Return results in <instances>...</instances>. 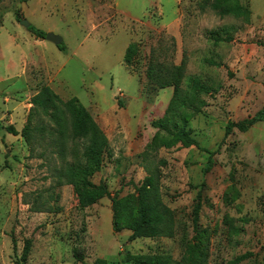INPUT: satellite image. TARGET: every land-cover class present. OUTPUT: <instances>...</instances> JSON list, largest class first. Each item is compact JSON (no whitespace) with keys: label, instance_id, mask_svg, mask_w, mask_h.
Masks as SVG:
<instances>
[{"label":"rangeland","instance_id":"374dc122","mask_svg":"<svg viewBox=\"0 0 264 264\" xmlns=\"http://www.w3.org/2000/svg\"><path fill=\"white\" fill-rule=\"evenodd\" d=\"M243 14L221 15L215 0H0V264H126L128 254H171L194 236L193 210L202 199L200 228L209 237L208 264H264V121L239 122L264 109V0H239ZM63 38L66 51L23 26ZM11 36H15V41ZM139 44L133 69L124 62ZM153 57L185 67L209 93L199 110L184 111L185 87L153 88ZM214 62V63H213ZM49 86L61 99L76 97L106 133L110 146L91 178L110 197L81 207L73 185L60 182L64 160L36 130L28 137L31 98ZM178 118L209 154L152 126ZM154 175L167 208L161 234L142 224L137 187ZM135 230L139 236L129 241ZM81 256L80 262L74 255ZM136 264V263H127Z\"/></svg>","mask_w":264,"mask_h":264},{"label":"trees","instance_id":"16d2710c","mask_svg":"<svg viewBox=\"0 0 264 264\" xmlns=\"http://www.w3.org/2000/svg\"><path fill=\"white\" fill-rule=\"evenodd\" d=\"M26 3L30 0H19ZM213 8L221 15H236L244 13L245 8L239 0H215ZM17 19L21 21L19 14ZM29 30L37 39H46L47 32L31 25ZM58 48L66 51L65 44ZM139 44L134 42L129 45L125 56V64L132 68L139 53ZM214 63V62H213ZM149 84L155 89L173 87L174 89L185 87L186 95L179 101V107L184 111L193 110L198 112L199 103L195 104L194 99L199 93H209L211 88L204 84L198 77H190L186 81L185 67L172 62H159L153 57L146 73ZM33 107L30 109L27 124L19 132L14 126L6 127V130L17 136L21 134L28 137L33 130L42 136L48 137L52 145L58 149L59 155L66 159L67 155L71 160L58 170L60 182L73 185L77 193L79 205L89 207L99 200L110 197L111 192L105 184H96L91 178L98 172L104 161V154L108 151L110 143L108 137L90 111L76 97L67 101L61 99L49 86H43L41 90L31 98ZM264 121V109L255 115L239 122H229L226 126L225 135L229 136L233 129L238 127L246 130L255 124ZM152 126L159 131H165L170 135L165 142L167 148L181 144L184 148L193 146L209 154L205 173H209L215 165V151H211L200 146L199 142L191 136L187 129V121L178 118L172 126L163 120L152 122ZM139 200L141 203L142 224H148L154 232L161 234L162 218L167 212L160 196L159 185L154 175L147 176L142 184L137 187ZM203 207L202 199L199 198L193 210V232L194 236L182 243L184 255L180 260L173 258L171 254H128L127 263L136 264H208L209 261V237L200 228V213ZM139 236V231L135 230L129 237V241L135 240ZM32 242H25L22 253V264H25L31 252ZM77 260L83 262L81 256L74 255ZM246 256H242L233 264H237Z\"/></svg>","mask_w":264,"mask_h":264},{"label":"water","instance_id":"95a60500","mask_svg":"<svg viewBox=\"0 0 264 264\" xmlns=\"http://www.w3.org/2000/svg\"><path fill=\"white\" fill-rule=\"evenodd\" d=\"M21 24L27 28L31 26V24L26 20H21ZM46 40L57 44L58 46L63 43V38L61 36L55 35L54 33H47Z\"/></svg>","mask_w":264,"mask_h":264},{"label":"crops","instance_id":"0c3cea01","mask_svg":"<svg viewBox=\"0 0 264 264\" xmlns=\"http://www.w3.org/2000/svg\"><path fill=\"white\" fill-rule=\"evenodd\" d=\"M12 40L15 41L16 37L15 36H11ZM41 40V39H40Z\"/></svg>","mask_w":264,"mask_h":264}]
</instances>
